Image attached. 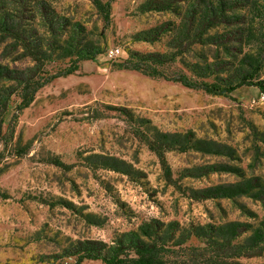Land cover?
Listing matches in <instances>:
<instances>
[{"label":"rangeland","instance_id":"rangeland-1","mask_svg":"<svg viewBox=\"0 0 264 264\" xmlns=\"http://www.w3.org/2000/svg\"><path fill=\"white\" fill-rule=\"evenodd\" d=\"M0 24V264H77L81 244L149 234L264 264V93L119 68L153 53L198 83L262 81L264 0H113L108 24L90 0H0ZM87 53L19 110L25 78Z\"/></svg>","mask_w":264,"mask_h":264},{"label":"trees","instance_id":"trees-1","mask_svg":"<svg viewBox=\"0 0 264 264\" xmlns=\"http://www.w3.org/2000/svg\"><path fill=\"white\" fill-rule=\"evenodd\" d=\"M90 1L101 14L103 21L108 24L111 19L113 0ZM203 29L201 36L203 35ZM0 30L8 31L2 24H0ZM34 55V60L38 62L37 54ZM95 57V54H82L68 68L52 76L47 78H25L21 84L19 110L23 111L33 103L39 89L59 77L73 75L79 70L80 61L94 60ZM165 64L166 61L159 54L142 55L132 53L128 60L119 65V68L135 71L149 78L179 83L184 87L203 90L213 95L229 96L243 85H255L264 93V80L253 83L254 76L243 78L242 82L237 85L221 86L216 83H198L183 72L168 74L165 72ZM159 158L166 178H169L171 170L167 160L163 154H159ZM146 237L147 241L134 235L127 242L119 243V245L109 249H106V247L101 248L97 243L86 242L84 245L81 244V250L74 256H77V264H82L85 260L102 261L104 264H227L226 259L252 255L250 248L235 244L232 241L204 242V246L195 247L185 244H172V240L167 236L158 238V236L149 234Z\"/></svg>","mask_w":264,"mask_h":264},{"label":"built area","instance_id":"built-area-1","mask_svg":"<svg viewBox=\"0 0 264 264\" xmlns=\"http://www.w3.org/2000/svg\"><path fill=\"white\" fill-rule=\"evenodd\" d=\"M113 53V52H112ZM262 98L264 99V94L262 95Z\"/></svg>","mask_w":264,"mask_h":264}]
</instances>
